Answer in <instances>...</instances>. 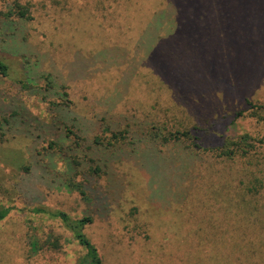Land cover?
Returning a JSON list of instances; mask_svg holds the SVG:
<instances>
[{
    "label": "rangeland",
    "instance_id": "obj_1",
    "mask_svg": "<svg viewBox=\"0 0 264 264\" xmlns=\"http://www.w3.org/2000/svg\"><path fill=\"white\" fill-rule=\"evenodd\" d=\"M18 1L29 5L30 19L11 23L0 15V59L9 66V75L0 76V109H25L0 129V208H13L0 220V264H78L85 249L56 211L73 219L91 216L83 232L103 264H215L228 249L244 259L235 225L247 229L257 244L249 253L264 264V143L257 142L247 156L223 159L203 150L189 152L185 143H148L140 135L151 122L167 131L200 124V115L176 98L174 84L164 83L147 61L171 33L172 0ZM220 2L223 15L212 19L210 33L200 32L195 49L189 32L186 39L180 35L163 45L168 54L175 50L170 72L208 69L202 81L212 91L201 103L219 116L243 109L245 99H264V0ZM10 3L0 0V13ZM207 39L210 48L201 46ZM27 69L32 78L37 72L51 75L50 99L63 102L66 114L77 118L87 142L106 135L107 124L123 128L127 123L138 128L141 141L115 146L98 175L88 171V162L75 168L58 152L49 157L42 151L47 142L45 134L39 137L38 123L49 121L50 109L41 94L17 83ZM45 82L32 80L37 87ZM244 113L237 132L262 139L264 123ZM70 180L86 182L87 194L68 186ZM219 195L228 196L231 218L217 206ZM245 216L250 219L242 221ZM200 220L209 228L197 237L202 246L191 253L181 234Z\"/></svg>",
    "mask_w": 264,
    "mask_h": 264
},
{
    "label": "trees",
    "instance_id": "obj_2",
    "mask_svg": "<svg viewBox=\"0 0 264 264\" xmlns=\"http://www.w3.org/2000/svg\"><path fill=\"white\" fill-rule=\"evenodd\" d=\"M168 2L169 0H165ZM178 4H174V0L170 1L172 3V9L174 10L173 16V25L171 28V33L167 31V37L164 40V43L161 41L162 45L153 49L147 55V61L149 65L152 66V70L157 76L164 82L167 83L170 81L174 84L172 90L175 91L176 98L179 99L180 103L183 104L189 109H192L193 113L200 115V124L194 123L193 126L184 129V130H175L167 131L166 125L149 123L145 130L140 131V135L143 138V141L148 143H155L161 141V143H185V147L188 148V151H207L216 155L218 158L223 159H232L236 155L247 156L253 152L256 148V143H264V136L262 139H256L251 136L249 133H238L237 120L244 116V112H249V116L254 117L257 121H262L264 123V99L260 101H252L249 99L244 100V108L239 111H232L231 113H226L225 115H215L212 111H209L210 106L208 103H201V98L210 97L209 92L212 91L211 85L202 81L208 75V69H198L195 67L176 69L175 71H169V64H171V57L174 54L173 50L170 54L163 50V45L173 37H178L182 35L186 39L187 33L191 35L190 42L192 47L196 48V39L199 36L200 32L210 33L212 29V19L214 17H221L222 12L219 11L221 0H177ZM2 20L4 22L15 23L19 20H26L31 18V11L28 4H22L18 0H11L10 8L6 13H0ZM190 21V22H189ZM170 36V37H169ZM161 39V38H160ZM201 46L210 48L209 40H204L201 43ZM179 56H177L178 58ZM179 62V61H178ZM181 63V62H179ZM182 64V63H181ZM180 67V66H179ZM29 70H25V76L19 78L17 83L20 85V88L29 91L31 94H41L42 101L47 103L48 108L50 109L49 121H40L39 130L41 134L39 137H43L45 134L47 142L46 147H42V151L51 156L55 155L56 152L62 154L66 159L69 160L71 164L77 168L85 165L87 162L90 163L88 171L98 175L101 172L103 167H106L109 164V159L114 156L115 151L119 147L118 145L127 144L133 145L136 142L141 141V137L137 138V129H133L130 123H127L125 127H111L109 124L105 125L103 128L104 136L99 135L97 138L92 139V144L89 139L83 138L78 129L76 123V117H70L66 114L63 102H54L52 98L51 89L55 87L54 83L50 80V74H43L37 72V75L32 78L29 74ZM9 75V66L8 64L0 59V76L6 77ZM43 78L45 85L42 87H37L32 83L34 78ZM180 79V80H178ZM184 81V82H182ZM36 88V89H35ZM66 97V93L64 96ZM65 100V98H64ZM214 100V99H212ZM51 105V106H50ZM55 109L57 111H55ZM22 111L25 112L23 108ZM20 111L17 107L12 109L11 112L7 113L5 110L0 109V129L5 124H10L14 121V118L20 115ZM22 112V113H24ZM217 117V118H216ZM22 118L29 120L30 116L27 117L26 114H23ZM216 118V119H215ZM140 124L139 128L143 127ZM57 127H59L60 133L57 134ZM58 128V129H59ZM66 143V144H65ZM115 146L117 148H115ZM189 151V152H190ZM103 156V157H102ZM107 161L103 162L102 165H98V161ZM109 161V162H108ZM96 164V165H93ZM54 166H51L52 171ZM26 168V167H25ZM27 169V168H26ZM45 169V168H44ZM74 173L79 174L80 171H75ZM83 177H86L85 172L80 173ZM75 176V175H74ZM86 182L84 181H72L70 180L69 184L66 183L71 188H75L83 196L87 194L85 187ZM260 184H262L259 181ZM251 188L257 189V185L251 186ZM249 187L248 191L251 192L252 189ZM221 197L220 203L217 206L224 209L227 214L230 213V200L228 196L219 195ZM13 209L11 206H5L0 208V220L4 219L10 210ZM39 212V210H36ZM251 212L248 213L250 215ZM58 217L64 226L71 231L75 240L85 249V255L78 264H103L102 260L98 254L96 246L89 240V238L83 232L86 224H89L92 219L90 215H83L79 218H71L64 211H56L54 213ZM246 216L241 218L242 221H247ZM204 222L205 225H202ZM236 226V235L241 240V243H238L239 249L243 247L246 251V256L243 259L241 254L238 252L231 251L228 249L225 255H221L214 259L215 264H256L255 254L249 253V250L254 253L255 245L253 240L249 239L248 231L242 232L238 226ZM257 226L254 225L252 229H255L256 233ZM209 226L206 221H199V225L185 235L182 233L184 241L191 243L190 250L191 253L199 249L203 241L197 237L204 236L206 230ZM238 228V229H237ZM182 230V229H179ZM177 231V229H176ZM228 231H226V236ZM240 234L243 235V238L240 237ZM178 240V237H177ZM210 246V245H208ZM261 249H264V244L260 245ZM249 255L252 259L249 260ZM187 256V250L185 249V257ZM253 261V262H252ZM264 262V260H263Z\"/></svg>",
    "mask_w": 264,
    "mask_h": 264
}]
</instances>
